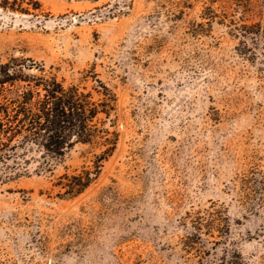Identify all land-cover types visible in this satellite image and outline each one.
Here are the masks:
<instances>
[{
	"label": "rangeland",
	"instance_id": "obj_1",
	"mask_svg": "<svg viewBox=\"0 0 264 264\" xmlns=\"http://www.w3.org/2000/svg\"><path fill=\"white\" fill-rule=\"evenodd\" d=\"M36 1L0 6V62L32 59L94 99L100 80L115 145L98 161L102 140L77 143L50 172L0 181V264H219L234 251L264 264V48L240 55L233 27L264 33V0L245 12L238 0Z\"/></svg>",
	"mask_w": 264,
	"mask_h": 264
},
{
	"label": "trees",
	"instance_id": "obj_2",
	"mask_svg": "<svg viewBox=\"0 0 264 264\" xmlns=\"http://www.w3.org/2000/svg\"><path fill=\"white\" fill-rule=\"evenodd\" d=\"M238 1L243 11H247L250 0ZM37 5L36 0H0L1 7L21 12L35 9ZM233 27L239 38L237 52L253 60L255 48H264L260 23L242 22ZM28 61L10 58L0 62V181L50 172L77 143L102 140L106 147L98 161L105 158L115 145V138L108 135L112 131L99 124L98 114L110 116L115 108L114 93L96 79L95 89L101 97L94 99L90 91L73 84L65 86L55 75L45 74L42 63ZM96 166L97 171L99 165ZM91 173L87 172L84 180L64 174L68 178L67 191L73 193L85 187ZM239 259L235 251L225 253L219 258V264H242Z\"/></svg>",
	"mask_w": 264,
	"mask_h": 264
}]
</instances>
